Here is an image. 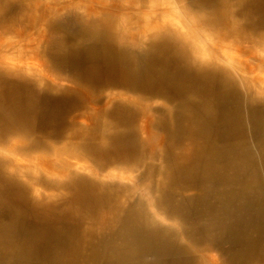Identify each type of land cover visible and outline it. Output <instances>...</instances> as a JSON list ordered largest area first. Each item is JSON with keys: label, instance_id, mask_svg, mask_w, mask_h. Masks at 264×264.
I'll return each mask as SVG.
<instances>
[{"label": "bare ground", "instance_id": "obj_1", "mask_svg": "<svg viewBox=\"0 0 264 264\" xmlns=\"http://www.w3.org/2000/svg\"><path fill=\"white\" fill-rule=\"evenodd\" d=\"M262 27L264 0H0V264H264Z\"/></svg>", "mask_w": 264, "mask_h": 264}, {"label": "rangeland", "instance_id": "obj_2", "mask_svg": "<svg viewBox=\"0 0 264 264\" xmlns=\"http://www.w3.org/2000/svg\"><path fill=\"white\" fill-rule=\"evenodd\" d=\"M260 32V33H259ZM249 33H253L254 35H263L264 34V27H262L261 29H259L258 31H255V30H253V31H250L249 30ZM256 33V34H255ZM259 33V34H258ZM262 33V34H261ZM237 77H240V79H242L243 78V76L239 73V75H237ZM250 87V90H249V94H251V95H253V96H255L256 97V99H255V103L259 106H263L264 107V101H262V100H264V98H262V97H264V96H262L263 94L261 93V90H258V88L257 87H255V85H254V83H253V85H251V84H248ZM254 86V87H253ZM264 88V87H263ZM262 88V89H263ZM255 93H257V95H255ZM259 94V95H258ZM258 99V100H257ZM261 100V101H260ZM152 103H155V105L156 106H159L158 108H163V106L165 105V104H167V101H165V100H163V99H161V98H157V99H155L154 100V102H152ZM155 131V133L156 134H162V130H157V129H155L154 130ZM155 164H160L161 162H159V161H155L154 162ZM85 166H86V170H79V169H77L76 171H77V173H79L80 175H82V176H84V177H91V176H93L95 173H97L98 175H99V177H101V179H104V180H107L106 182H114V183H120V184H125V185H129V186H131V185H136V183H137V186H139L140 184H141V182H139V179H136V181H135V184H134V182H131L130 180L128 181V179L127 180H119L118 178H117V175L118 174H120V173H122L121 171H115V172H113V173H110V171L109 172H106V173H103V172H99L98 171V167L95 165V163L92 161V160H90V159H85V161H84V163H83ZM96 170V171H95ZM111 170V169H110ZM113 170V169H112ZM140 172L141 171H134V173L133 174H135V175H133V176H138L139 174H140ZM122 175H126V173H122ZM115 176V177H114ZM105 177V178H104ZM125 178H126V176H125ZM142 191H136V194H137V196H139V197H141L142 195H143V193H141ZM151 210V211H150ZM154 212H153V211ZM150 213H151V215L154 217V219H155V221H156V223L157 224H160L161 225V227H164V228H169V229H175V230H177L176 228H175V226H174V222L172 221V220H169V219H166L162 214H159L157 211L155 212V209L154 208H152V209H149L148 210ZM168 220V221H167ZM217 253V254H216ZM213 254H215V255H218V256H220V253L217 251V250H214L213 251Z\"/></svg>", "mask_w": 264, "mask_h": 264}]
</instances>
